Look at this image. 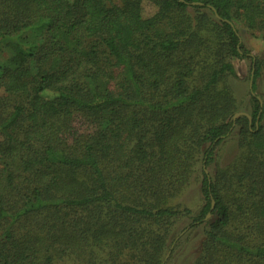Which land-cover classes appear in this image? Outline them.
I'll return each instance as SVG.
<instances>
[{"label":"trees","instance_id":"obj_1","mask_svg":"<svg viewBox=\"0 0 264 264\" xmlns=\"http://www.w3.org/2000/svg\"><path fill=\"white\" fill-rule=\"evenodd\" d=\"M239 25L264 41V0H0V264H164L184 219L193 264H264V57ZM200 166V209L171 204Z\"/></svg>","mask_w":264,"mask_h":264},{"label":"rangeland","instance_id":"obj_2","mask_svg":"<svg viewBox=\"0 0 264 264\" xmlns=\"http://www.w3.org/2000/svg\"><path fill=\"white\" fill-rule=\"evenodd\" d=\"M150 7L149 5H147ZM154 10L152 7L147 8V13H151ZM240 36L244 42L245 48L250 51L249 55L255 57H264V41L262 36L258 32H251L243 26H238ZM236 70L238 72V78H231L229 80L231 87L234 90V94L239 102L238 113L249 114L252 109V103L250 100V73H251V59L250 56L243 59H236L234 61ZM258 94L262 97L264 103V78L258 80ZM237 114V113H236ZM1 140V137H0ZM240 150L238 143V127L236 126L233 133L226 138L215 151V162L210 165L211 174L214 175L217 164L225 166L233 160ZM201 166L198 172L191 177L184 187L183 191L177 192L175 198L172 199L171 204L181 207H188L195 213L200 209L203 204V198L201 193ZM188 220L184 219L179 222L177 231L179 236H182L181 242L175 252L165 257L164 264H193L196 256L199 252L200 244L203 240L204 230L202 227L193 229L192 231H181V229L188 224ZM176 240V239H175ZM174 245H172L173 248Z\"/></svg>","mask_w":264,"mask_h":264},{"label":"water","instance_id":"obj_3","mask_svg":"<svg viewBox=\"0 0 264 264\" xmlns=\"http://www.w3.org/2000/svg\"><path fill=\"white\" fill-rule=\"evenodd\" d=\"M212 10L214 11V13H215V15H216V17L218 18V19H222L220 16H219V14H217V12L215 11V9L212 7ZM250 89H252V80L250 81ZM242 114H245V113H237V114H235V116H234V118H237L239 115H242Z\"/></svg>","mask_w":264,"mask_h":264}]
</instances>
